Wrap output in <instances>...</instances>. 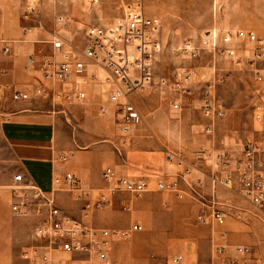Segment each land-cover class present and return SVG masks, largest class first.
<instances>
[{"label": "crops", "instance_id": "0c3cea01", "mask_svg": "<svg viewBox=\"0 0 264 264\" xmlns=\"http://www.w3.org/2000/svg\"><path fill=\"white\" fill-rule=\"evenodd\" d=\"M89 2L68 0L67 6H62L61 0L58 3L56 0L54 4L51 2L52 15L47 16L43 12V7L48 5L46 0L2 2L0 138L9 158L3 157L0 148V174L4 178L2 188L10 192H0V200L6 198L8 202L10 195L13 201L12 190L17 184L14 177L22 175L21 186L25 188L32 183L47 195L55 191L57 206L65 216L84 220L95 230L126 231L134 224L141 225L144 232L133 234L130 240L112 242L109 264H173L171 259L177 255H184L189 261L209 263L216 245L227 246L233 258H236V246H254V256L264 264V254L259 250L264 225L256 222L244 224L252 207L237 192L223 191L218 195V204L228 215L224 226L211 221L207 226L197 227L196 218L201 204L180 200L173 193L157 189L159 183L176 180L178 167L168 163L167 157L170 153L181 154L192 165L201 166L202 172L193 171L190 179L193 182L205 180L203 193L207 197L209 214L212 203L207 176L211 168L210 162H201V154L227 151L234 159H239L241 142L259 137V133L252 137L240 135L234 125L236 114L232 111L227 113L225 109L226 116L215 122L203 116L201 106L206 81L212 78L211 59L190 63V67L200 73L201 81L187 94L162 92L161 82L173 81L153 77L149 85L123 99L121 103L130 105L135 115L125 135L120 132L119 108L108 103L110 89L105 81L108 75L99 68L90 67L83 79L85 97L82 103L54 104L33 96L41 80L42 64L61 59L54 48L56 40L60 39L71 47L64 37L70 40V37L85 35L90 27L115 24L116 10ZM59 18L65 22L59 23ZM148 18L153 23L157 20ZM227 26L228 23H220L215 18L201 21L184 17L172 31L200 38L213 29L220 33L243 31ZM5 47L9 49L6 56L2 54ZM16 93H28L31 98L15 101L13 95ZM174 104L180 108L175 110ZM255 127L256 132L259 131V127ZM60 155H68V161H59ZM106 168L114 169L118 177L143 180L147 191L139 198L113 192L114 183L103 178ZM68 173L79 179L85 195L83 200L78 199V191H71L66 181ZM180 186L186 189L183 183ZM24 193L27 201L32 203L29 215L37 222V228L47 218L48 209L42 204L35 205L31 192ZM85 201L101 204L102 208L83 219ZM36 228L34 244L29 251L43 245L36 237ZM153 229H157L156 235L168 245L167 251L149 252L151 243L154 244L151 239ZM141 239H151V242L147 247H141L136 244ZM4 251L0 254V264H15L22 260L31 264L25 258L29 252L25 248L19 255L14 254L10 247ZM53 259L62 264H91L85 254L58 252Z\"/></svg>", "mask_w": 264, "mask_h": 264}, {"label": "built area", "instance_id": "2783aa9c", "mask_svg": "<svg viewBox=\"0 0 264 264\" xmlns=\"http://www.w3.org/2000/svg\"><path fill=\"white\" fill-rule=\"evenodd\" d=\"M0 0V12L2 11ZM59 23H64L62 18ZM154 23L147 17L143 0H135L134 6L117 23L108 27H90L85 33L83 47L72 49L62 40L54 42V48L61 59L47 61L40 67L41 80L33 91L35 98H44L54 104L73 105L84 101L83 79L90 67L99 68L108 75L105 80L109 86L108 103L118 107L120 114V132L127 134L135 115L130 105L121 102L129 94L136 92L152 82L153 49L150 35ZM254 45L252 58L247 62L254 71V80L258 85L257 101L254 107V122L259 127V137L241 142V157L234 159L227 152L201 154V162H210L211 172L208 182L210 186L211 205L208 214L206 209L207 197L203 193L206 182L199 179L191 181L193 171H201L198 164L192 165L185 157L178 153H170L167 161L178 167L176 180L171 183H159L160 192L175 194L180 200H188L194 204H201L200 213L196 218L199 225L214 222L217 226H224L227 212L218 204V195L223 191L237 192L252 209L264 217V69L257 68L258 63H264V39H260L253 32L224 31L220 33L213 29L206 33L199 41H184L177 49L183 59L197 61L202 54L210 56L212 78L206 81L205 98L201 106L203 116L215 122L226 116L223 103L216 97V87L224 83L231 72L222 71L221 63L227 61L236 66H242L240 56L244 45ZM9 54L8 47L2 53ZM30 63L33 59H29ZM201 81V75L195 68L181 69L175 74L173 82L163 80L162 92L170 91L177 94H187L191 87ZM30 94L16 93L13 100H29ZM173 108L178 110V104ZM102 112L104 109L101 110ZM122 155L120 151H117ZM59 161L66 162L68 155H60ZM103 178L114 183V191L128 193L136 198L141 197L147 186L143 180L129 177H118L112 168H106ZM16 187L12 190L14 198L18 200L12 205V212L18 217H27L30 214L32 203L27 201L24 191L31 192L35 205L42 204L48 209L47 218L36 228V237L43 245L32 248L25 258L31 264H62L55 261L53 255L61 252L66 254H85L91 264H109V251L114 240L126 241L133 234L144 231L139 224L132 225L126 231L95 230L84 220L77 221L65 216L56 203L55 191L49 195L41 191L36 185L21 186L22 175L14 177ZM66 181L71 191H78V199L83 200L84 191L80 188L79 179L66 174ZM180 183L185 185L182 189ZM23 187V188H22ZM101 204H92L85 201L82 210L83 219L91 213L100 210ZM236 258L230 256L225 245H216L209 263L198 260L189 261L184 255H177L171 259L173 264H261L260 259L254 256L251 246H236Z\"/></svg>", "mask_w": 264, "mask_h": 264}, {"label": "rangeland", "instance_id": "374dc122", "mask_svg": "<svg viewBox=\"0 0 264 264\" xmlns=\"http://www.w3.org/2000/svg\"><path fill=\"white\" fill-rule=\"evenodd\" d=\"M46 1L48 5L43 7V12L46 16L52 15L51 2L54 4L56 0ZM77 1L80 3L86 1L87 3L90 0ZM61 2L62 6H67L68 0H61ZM89 3L96 4V6L104 4L108 9L113 8V10H116L117 20L113 21V23H117L134 6L135 0H93V2ZM143 3L147 16L157 19L154 21V28L150 35L153 49L151 70L155 79L167 78L173 81L175 74L179 70L193 68L190 67V63L195 61L183 59L178 55L177 49L184 41H199L200 36L175 34L172 31L173 28L177 27V22L184 17L196 18L201 21L215 18L220 23H228L227 28L253 32L260 39H264V0H143ZM64 39L70 42L72 49H81L85 43L84 35L70 37V40L66 37ZM253 49L254 45L252 44L247 43L244 45L240 53V56L245 59L242 66H236L227 61L221 63L220 69L229 71L231 74L224 83L216 87L217 99L223 103L227 113L232 111L236 114L235 128L239 130L240 135L245 137H252L258 134L253 116L257 101L256 91L258 85L254 80V71L245 62L252 58ZM201 60L208 62L210 56L202 54ZM257 68L263 70L264 63H258ZM207 71L210 70L208 69ZM0 148L1 152H3V157L9 158L7 152L3 149L1 138ZM3 184L4 178L0 174V192L2 194L4 191L10 192L2 188ZM17 201L14 195L13 201L10 195L8 202L6 198L5 200H0V254L5 252V248L10 247L14 254L19 255L24 248L28 252L34 244L37 222L33 221L30 215L18 217L13 214L12 205ZM247 214L249 218L244 224L251 225L256 222L264 225V217L260 213L250 209ZM202 226L204 227L205 225L197 227ZM156 230L153 229L152 231L154 233H152L151 239L154 244L151 243L152 249L149 252L157 254L167 251L168 245L162 240V237L156 235ZM151 239H141L136 241V244L141 247H147ZM253 249L255 250L256 247L253 246ZM259 250L264 254V233L261 235ZM15 264L28 263L22 260L21 262L16 261Z\"/></svg>", "mask_w": 264, "mask_h": 264}]
</instances>
